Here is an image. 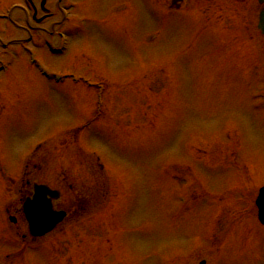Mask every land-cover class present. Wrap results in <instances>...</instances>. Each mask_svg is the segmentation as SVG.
Segmentation results:
<instances>
[{
  "label": "rangeland",
  "instance_id": "1",
  "mask_svg": "<svg viewBox=\"0 0 264 264\" xmlns=\"http://www.w3.org/2000/svg\"><path fill=\"white\" fill-rule=\"evenodd\" d=\"M42 1L37 23L0 0V232L36 152L30 178L91 202L28 264H264L256 0ZM20 249L0 234V259Z\"/></svg>",
  "mask_w": 264,
  "mask_h": 264
},
{
  "label": "water",
  "instance_id": "2",
  "mask_svg": "<svg viewBox=\"0 0 264 264\" xmlns=\"http://www.w3.org/2000/svg\"><path fill=\"white\" fill-rule=\"evenodd\" d=\"M260 2L264 4V0H260ZM259 28L264 34V9L260 15ZM57 197L58 193L44 187H38L35 198L25 204V213L35 233L39 235L48 233L65 216L64 213L53 211L51 199ZM257 206L259 209V220L264 225V188L260 190Z\"/></svg>",
  "mask_w": 264,
  "mask_h": 264
},
{
  "label": "flooded vegetation",
  "instance_id": "3",
  "mask_svg": "<svg viewBox=\"0 0 264 264\" xmlns=\"http://www.w3.org/2000/svg\"><path fill=\"white\" fill-rule=\"evenodd\" d=\"M177 1V0H176ZM180 1H177V5L179 6ZM20 196V195H19ZM19 203L16 205L14 203L9 204L8 207L6 208V215L10 216V221L14 224V226L18 225L19 223V219L17 217V215H19V212L22 208V198L19 197L18 199ZM15 232H0V234H2L6 239L9 238V235L11 234H15V238L17 240H21L22 239H27L28 235L27 233H22L20 232V230H14ZM32 238V237H31ZM30 238V239H31ZM32 241H36L33 240V238L31 239ZM4 241V240H3ZM20 244V243H19ZM14 257H13V256ZM22 260H26L25 258H22V254H21V249L19 250V252H17L16 250L14 252H8L6 253L2 259H0V264H22Z\"/></svg>",
  "mask_w": 264,
  "mask_h": 264
}]
</instances>
